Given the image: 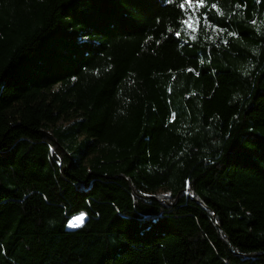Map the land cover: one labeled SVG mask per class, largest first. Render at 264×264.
I'll return each instance as SVG.
<instances>
[{
  "label": "trees",
  "instance_id": "obj_1",
  "mask_svg": "<svg viewBox=\"0 0 264 264\" xmlns=\"http://www.w3.org/2000/svg\"><path fill=\"white\" fill-rule=\"evenodd\" d=\"M179 2L0 0V264H264V0Z\"/></svg>",
  "mask_w": 264,
  "mask_h": 264
},
{
  "label": "snow or ice",
  "instance_id": "obj_2",
  "mask_svg": "<svg viewBox=\"0 0 264 264\" xmlns=\"http://www.w3.org/2000/svg\"><path fill=\"white\" fill-rule=\"evenodd\" d=\"M168 3L172 4V3H176V0H167ZM205 2L206 0H180V2L177 4V7H179L183 12H184V16L186 17V19H181L180 20V24H181V28L180 30L175 31V35L179 38L181 35V31H185L188 32L190 35L191 39H196V36L193 35V33H195L198 30L199 24H200V20L197 18L196 16V12L199 10L200 7H204L205 6ZM217 2L212 3L211 8L216 9L217 10V14L218 15H224L223 11L221 9H219L217 7ZM185 5L188 6V8L193 9V11L191 12V14H189V12L187 11V9L185 8ZM246 5H240L237 4L236 8L237 9H241L242 7H245ZM235 14V13H233ZM242 15V13H241ZM204 21L205 24L208 23L207 20V15L204 14ZM253 24H255V21H252ZM212 27L215 29V26L212 25ZM168 31L172 32L174 31L172 28H169ZM220 31H225L224 29H220ZM229 35H235L234 33H229ZM187 42V41H185ZM227 41H225L226 43ZM187 71H194L193 69H187ZM198 75V73H197ZM175 78V77H173ZM171 119H175V113L172 114ZM83 222V214L77 216L74 218L73 221L70 222L69 226H77L79 223Z\"/></svg>",
  "mask_w": 264,
  "mask_h": 264
},
{
  "label": "rangeland",
  "instance_id": "obj_3",
  "mask_svg": "<svg viewBox=\"0 0 264 264\" xmlns=\"http://www.w3.org/2000/svg\"><path fill=\"white\" fill-rule=\"evenodd\" d=\"M81 214H83V221H84L86 215H85L84 213H81ZM81 214H79V215H81ZM79 215H77V216H79ZM77 216H76V217H77ZM73 220H74V219H72L71 221H73ZM71 221H70V222H71ZM80 224H81V223H79L78 225H80ZM69 225H70V223H69ZM78 225H77V226H78ZM69 227H70V228H75L76 226H69Z\"/></svg>",
  "mask_w": 264,
  "mask_h": 264
}]
</instances>
